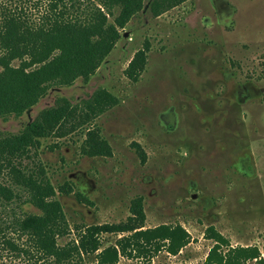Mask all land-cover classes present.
I'll use <instances>...</instances> for the list:
<instances>
[{
    "label": "rangeland",
    "instance_id": "rangeland-1",
    "mask_svg": "<svg viewBox=\"0 0 264 264\" xmlns=\"http://www.w3.org/2000/svg\"><path fill=\"white\" fill-rule=\"evenodd\" d=\"M151 1L88 82L52 88L22 116L0 118V133L17 134L59 97L80 104L104 89L119 100L94 121L111 158L81 156L77 132L42 141L27 162L40 163L55 188L71 187L57 197L71 230L124 222L141 198L146 228L180 225L189 243L175 256L161 250L118 264H207L209 227L232 248H257L258 260L246 264H264V0H189L156 18ZM145 40L147 65L132 83L123 72ZM0 264L27 263L0 241Z\"/></svg>",
    "mask_w": 264,
    "mask_h": 264
},
{
    "label": "trees",
    "instance_id": "trees-1",
    "mask_svg": "<svg viewBox=\"0 0 264 264\" xmlns=\"http://www.w3.org/2000/svg\"><path fill=\"white\" fill-rule=\"evenodd\" d=\"M186 1L152 0L149 12L156 18ZM144 2L2 1L0 118L22 116L52 88L71 87L77 79L88 82L119 41L120 30L142 11ZM149 52L150 43L145 40L123 72L130 82H138ZM118 104V98L104 89L80 104L59 97L17 134L0 133V241L19 260L27 264H87V258L93 256L96 264H118L120 258L150 256L161 250L175 256L189 243L190 236L180 225L146 228L141 198L131 203L124 222L77 225L71 230L57 199L73 193L71 187L55 188L40 163L33 167L27 163L37 159L42 141L58 142L77 132L84 134L81 156L111 158L112 148L94 121ZM132 146L145 163L144 151L135 143ZM75 197L92 205L78 193ZM104 236L116 240L103 247ZM204 236L214 243L207 264H246L259 258L257 248H232L212 227Z\"/></svg>",
    "mask_w": 264,
    "mask_h": 264
},
{
    "label": "flooded vegetation",
    "instance_id": "flooded-vegetation-1",
    "mask_svg": "<svg viewBox=\"0 0 264 264\" xmlns=\"http://www.w3.org/2000/svg\"><path fill=\"white\" fill-rule=\"evenodd\" d=\"M241 100H243V98H242V99H240V100H238V102H241Z\"/></svg>",
    "mask_w": 264,
    "mask_h": 264
},
{
    "label": "water",
    "instance_id": "water-1",
    "mask_svg": "<svg viewBox=\"0 0 264 264\" xmlns=\"http://www.w3.org/2000/svg\"><path fill=\"white\" fill-rule=\"evenodd\" d=\"M193 197H195V196L193 195Z\"/></svg>",
    "mask_w": 264,
    "mask_h": 264
}]
</instances>
